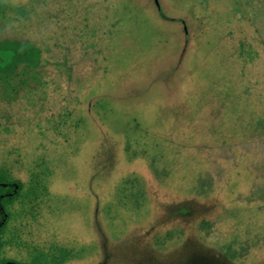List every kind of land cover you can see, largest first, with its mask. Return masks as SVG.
Returning <instances> with one entry per match:
<instances>
[{
	"label": "rangeland",
	"instance_id": "374dc122",
	"mask_svg": "<svg viewBox=\"0 0 264 264\" xmlns=\"http://www.w3.org/2000/svg\"><path fill=\"white\" fill-rule=\"evenodd\" d=\"M2 257L264 264V0H0Z\"/></svg>",
	"mask_w": 264,
	"mask_h": 264
},
{
	"label": "trees",
	"instance_id": "16d2710c",
	"mask_svg": "<svg viewBox=\"0 0 264 264\" xmlns=\"http://www.w3.org/2000/svg\"><path fill=\"white\" fill-rule=\"evenodd\" d=\"M24 182L15 175L0 169V264H56L48 262L47 259L33 255L28 261L16 260L2 257V249L5 246L4 234L10 223L12 209L24 192Z\"/></svg>",
	"mask_w": 264,
	"mask_h": 264
}]
</instances>
